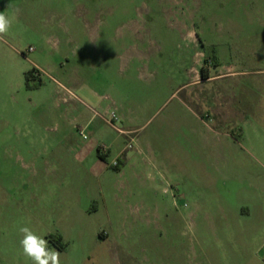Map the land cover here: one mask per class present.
<instances>
[{
	"label": "rangeland",
	"instance_id": "rangeland-1",
	"mask_svg": "<svg viewBox=\"0 0 264 264\" xmlns=\"http://www.w3.org/2000/svg\"><path fill=\"white\" fill-rule=\"evenodd\" d=\"M0 12V264H32L20 226L60 264H232L203 209L259 195L242 171L264 165V0Z\"/></svg>",
	"mask_w": 264,
	"mask_h": 264
},
{
	"label": "crops",
	"instance_id": "crops-1",
	"mask_svg": "<svg viewBox=\"0 0 264 264\" xmlns=\"http://www.w3.org/2000/svg\"><path fill=\"white\" fill-rule=\"evenodd\" d=\"M205 77L206 79L201 78V82L209 78L207 75ZM119 154L124 156L125 152L122 150ZM99 157L104 158L105 154L100 153ZM242 173L256 180L253 189L259 194L257 198L253 201L244 199L237 202H226L222 199L216 203L214 212L211 209H203V212L207 219L212 220L217 237L223 241L224 238H232L233 242L240 243L232 246L235 256L232 264H264V165L259 171L246 169ZM212 213L215 215L212 216ZM219 249L220 254L226 252L223 246ZM203 253L211 264L207 251ZM216 264H219L217 260Z\"/></svg>",
	"mask_w": 264,
	"mask_h": 264
},
{
	"label": "clouds",
	"instance_id": "clouds-1",
	"mask_svg": "<svg viewBox=\"0 0 264 264\" xmlns=\"http://www.w3.org/2000/svg\"><path fill=\"white\" fill-rule=\"evenodd\" d=\"M15 20V13L0 12V35H7ZM19 232L23 236L20 241L22 254L31 260L32 264H60V253L50 249L43 236L28 226H20Z\"/></svg>",
	"mask_w": 264,
	"mask_h": 264
},
{
	"label": "built area",
	"instance_id": "built-area-1",
	"mask_svg": "<svg viewBox=\"0 0 264 264\" xmlns=\"http://www.w3.org/2000/svg\"><path fill=\"white\" fill-rule=\"evenodd\" d=\"M104 121H105L110 127H112L113 129H117L116 126L114 125V123L117 121V117H116V114H115L114 112H111V114H110V119H109V120H104ZM79 134H80L83 138H85V136H84L82 130L79 131ZM128 147H130V145H129ZM112 165H113V166H116V162H114Z\"/></svg>",
	"mask_w": 264,
	"mask_h": 264
},
{
	"label": "trees",
	"instance_id": "trees-1",
	"mask_svg": "<svg viewBox=\"0 0 264 264\" xmlns=\"http://www.w3.org/2000/svg\"><path fill=\"white\" fill-rule=\"evenodd\" d=\"M32 72H34V70H33ZM32 72L25 74L26 79H28L29 75H30ZM203 79H206V77L203 76ZM114 168L117 169V165H116V167L114 166ZM117 170H118V169H117ZM56 246H57L58 248L61 247V246L59 245V241L57 242Z\"/></svg>",
	"mask_w": 264,
	"mask_h": 264
}]
</instances>
